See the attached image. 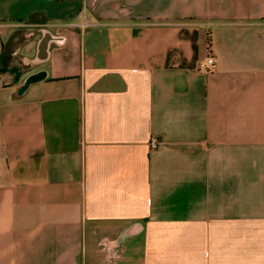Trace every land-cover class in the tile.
<instances>
[{"label":"crops","instance_id":"crops-1","mask_svg":"<svg viewBox=\"0 0 264 264\" xmlns=\"http://www.w3.org/2000/svg\"><path fill=\"white\" fill-rule=\"evenodd\" d=\"M0 82V264H264V0H0Z\"/></svg>","mask_w":264,"mask_h":264},{"label":"built area","instance_id":"built-area-1","mask_svg":"<svg viewBox=\"0 0 264 264\" xmlns=\"http://www.w3.org/2000/svg\"><path fill=\"white\" fill-rule=\"evenodd\" d=\"M215 65V60L213 55L209 54L206 57V60L200 64L199 66V70L201 71H210V69H212ZM1 85V82H0Z\"/></svg>","mask_w":264,"mask_h":264}]
</instances>
